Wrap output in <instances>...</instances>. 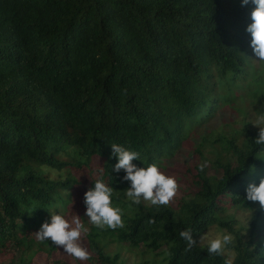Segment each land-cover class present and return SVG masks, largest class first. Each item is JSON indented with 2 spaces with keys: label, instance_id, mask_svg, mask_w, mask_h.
Instances as JSON below:
<instances>
[{
  "label": "trees",
  "instance_id": "1",
  "mask_svg": "<svg viewBox=\"0 0 264 264\" xmlns=\"http://www.w3.org/2000/svg\"><path fill=\"white\" fill-rule=\"evenodd\" d=\"M253 7L240 0H0V256L7 264H31L38 251L53 264H127L121 248L149 255L151 264H264L263 213L246 234L227 214L249 209L245 188L264 177V151L254 143L255 124L264 125V69L245 31ZM235 104L256 118L223 138L210 162L220 176L199 164L188 192L167 205L123 196L112 143L138 152V167L168 170L165 160ZM101 176L116 190L122 226L86 223L88 259L54 260L55 244L35 232L48 211L66 219L77 212L75 188L84 208L83 193ZM213 226L232 234L225 247L232 259L224 250L209 256L199 243ZM185 228L198 243L190 251L179 236ZM110 243L118 250L110 252Z\"/></svg>",
  "mask_w": 264,
  "mask_h": 264
},
{
  "label": "clouds",
  "instance_id": "2",
  "mask_svg": "<svg viewBox=\"0 0 264 264\" xmlns=\"http://www.w3.org/2000/svg\"><path fill=\"white\" fill-rule=\"evenodd\" d=\"M242 6L252 4L254 7L250 12V23L246 25L245 31L249 34V47L256 61L264 62V0H240ZM264 118V110L258 119ZM258 136L255 144L264 151V125L259 123ZM111 158L116 162L112 171L119 174L122 182L127 183L123 189V196L133 204L141 201L149 202L153 206L167 205L174 197L177 183L174 177L166 176L157 163H144V167H138L133 160H140L139 153L116 143L111 144ZM202 164L201 167L206 166ZM113 186L105 182L103 177L92 180V187L83 193V215L75 214L69 221L60 212L48 211L49 218L40 224L35 232L38 240H47L62 246V251L78 260L88 259V253L79 243L82 232L88 229L82 219L88 224L98 228H116L122 226V211L113 204ZM245 199L250 202H258L264 209V177L259 183L250 182L245 188ZM86 218V219H85ZM192 230L185 228L179 232V236L185 242V251H190L198 243L194 240ZM201 239V238H200ZM232 242L230 233H222L207 241L206 252L209 256L220 255L222 251ZM230 264V262H229Z\"/></svg>",
  "mask_w": 264,
  "mask_h": 264
},
{
  "label": "rangeland",
  "instance_id": "3",
  "mask_svg": "<svg viewBox=\"0 0 264 264\" xmlns=\"http://www.w3.org/2000/svg\"><path fill=\"white\" fill-rule=\"evenodd\" d=\"M257 58L255 59V61ZM260 68L264 69V62L256 61ZM241 105V104H240ZM240 105L235 104V108L233 109H222L218 114L204 127L195 131V134L190 137L191 144L188 147L180 148L172 158H169L164 161V165L168 167V170H161L166 176H172L175 178L177 183V190L174 197L169 201L170 203H175V200H178L180 197L185 195V192H188L191 185L190 176L196 172V167L201 163H206L207 174L220 176L217 171H215L211 166V161L214 160L215 156L218 155L222 151L223 146V138H229L230 131L233 127L238 125H242L246 120L250 119V121H254L256 118V114H250V110L246 109ZM239 107V108H238ZM198 150L201 154L194 152V150ZM187 169L189 172L186 173ZM181 170H185V172H180ZM73 193V209L74 212L67 216V219L70 221L72 217L77 214L82 216L84 212V208H80L79 205L81 203L80 192L81 189L75 188ZM257 212H262L263 214L258 218V226L260 228L259 235L261 239L264 241V209L259 206L258 202H252L251 207L249 209L244 210H235L228 209L227 214L234 217L236 223L234 224V228L237 231H240L244 234L248 233L251 229L250 223L251 219L254 217ZM82 219V222L86 224L87 222ZM86 219V218H85ZM88 224V223H87ZM229 233L227 229H220L218 226H213L206 230V232L198 239L199 243L207 244L209 239L215 238L217 235L222 233ZM231 234V233H230ZM85 232L81 233L79 243L87 253H89L85 244V239L83 238ZM232 236V234H231ZM55 246V251L53 252L52 258L54 260L64 259L73 261L74 257L62 251V246ZM108 250L110 252H115L118 250L117 244L110 243L108 245ZM224 252L227 254V258L232 259V253L228 250L224 249ZM121 257L127 259V264H151V259L148 258L149 255H136L130 252L126 248L120 249ZM50 258H46L45 252L38 251L35 256L32 258L31 264H53L50 261ZM147 260V262H145ZM9 259L7 256H0V264H7ZM84 262L83 260H80Z\"/></svg>",
  "mask_w": 264,
  "mask_h": 264
}]
</instances>
